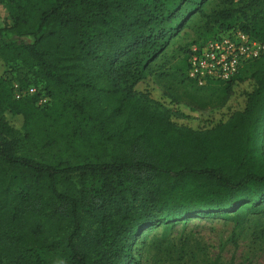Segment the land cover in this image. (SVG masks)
Listing matches in <instances>:
<instances>
[{
    "label": "trees",
    "instance_id": "trees-1",
    "mask_svg": "<svg viewBox=\"0 0 264 264\" xmlns=\"http://www.w3.org/2000/svg\"><path fill=\"white\" fill-rule=\"evenodd\" d=\"M210 1L0 0L12 20L0 27V264H47L46 252L68 264H139L145 229L166 234L196 217L237 229L264 215V53L214 81L225 91L212 109L237 83L249 89L211 126L179 123L180 105L207 109L151 80L195 16L209 32L197 43L232 28L264 41V0L208 10ZM14 81L38 94L16 99Z\"/></svg>",
    "mask_w": 264,
    "mask_h": 264
},
{
    "label": "rangeland",
    "instance_id": "rangeland-1",
    "mask_svg": "<svg viewBox=\"0 0 264 264\" xmlns=\"http://www.w3.org/2000/svg\"><path fill=\"white\" fill-rule=\"evenodd\" d=\"M220 1L211 0L207 9L215 8ZM187 14L184 8L167 25L178 26ZM11 21L9 9L0 2V27L10 25ZM208 36L200 16L189 19L153 65L151 80L158 90L162 86L170 87L182 101L207 109L191 111L180 105L174 115L179 123L211 126L226 119L229 111L241 108L246 101L245 92L249 85L241 82L234 86L226 106L212 109L221 105L225 84L211 81L200 86L187 78V51L191 45ZM133 253L139 264H264V215L249 216L237 229L233 222L206 217L181 220L166 234L162 226L145 229L138 236ZM45 257L47 264H68L62 252H46Z\"/></svg>",
    "mask_w": 264,
    "mask_h": 264
},
{
    "label": "built area",
    "instance_id": "built-area-1",
    "mask_svg": "<svg viewBox=\"0 0 264 264\" xmlns=\"http://www.w3.org/2000/svg\"><path fill=\"white\" fill-rule=\"evenodd\" d=\"M264 41L252 37L240 28H232L202 43L191 46L188 56V76L196 84L205 86L211 81L232 80L248 61L261 57ZM16 99L38 94L36 86H22L14 81ZM49 96L40 94L38 104H46Z\"/></svg>",
    "mask_w": 264,
    "mask_h": 264
}]
</instances>
